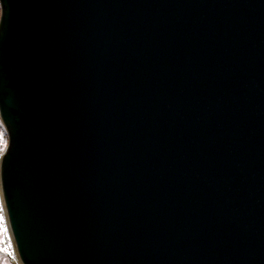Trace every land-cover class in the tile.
<instances>
[{
  "label": "water",
  "instance_id": "water-1",
  "mask_svg": "<svg viewBox=\"0 0 264 264\" xmlns=\"http://www.w3.org/2000/svg\"><path fill=\"white\" fill-rule=\"evenodd\" d=\"M0 8L23 264H264V0Z\"/></svg>",
  "mask_w": 264,
  "mask_h": 264
},
{
  "label": "snow or ice",
  "instance_id": "snow-or-ice-1",
  "mask_svg": "<svg viewBox=\"0 0 264 264\" xmlns=\"http://www.w3.org/2000/svg\"><path fill=\"white\" fill-rule=\"evenodd\" d=\"M10 150L9 139L6 138L5 132L0 131V157H5ZM0 253L15 259L12 238L9 235L8 223L5 218V202L2 199H0ZM0 264H9V261L5 259L0 261Z\"/></svg>",
  "mask_w": 264,
  "mask_h": 264
},
{
  "label": "rangeland",
  "instance_id": "rangeland-1",
  "mask_svg": "<svg viewBox=\"0 0 264 264\" xmlns=\"http://www.w3.org/2000/svg\"><path fill=\"white\" fill-rule=\"evenodd\" d=\"M0 16H1V8H0ZM0 131L5 132V134H6V138H8V137H7V132H6V130H5L4 125L2 124L1 119H0ZM0 199H2V196H1V190H0ZM5 215H6V211H5ZM5 218H6V220H7V217H6V216H5ZM7 223H8V221H7ZM8 227H9V225H8ZM9 235L11 236L10 229H9ZM11 238H12V236H11ZM12 243H13V253H14V257H15V259H12L11 257H7V256H5L3 253H0V261L7 259V260L9 261V264H13V263H16V264H19V263H20V264H23L22 261H21V259H20V257H19V255H18V252H17V250H16V247H15V245H14L13 238H12ZM16 256H17V257H16Z\"/></svg>",
  "mask_w": 264,
  "mask_h": 264
},
{
  "label": "bare ground",
  "instance_id": "bare-ground-1",
  "mask_svg": "<svg viewBox=\"0 0 264 264\" xmlns=\"http://www.w3.org/2000/svg\"><path fill=\"white\" fill-rule=\"evenodd\" d=\"M1 196H2V194H1ZM3 200V199H2ZM15 245V244H14ZM17 257V256H16ZM20 264V263H19Z\"/></svg>",
  "mask_w": 264,
  "mask_h": 264
}]
</instances>
